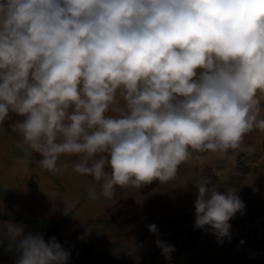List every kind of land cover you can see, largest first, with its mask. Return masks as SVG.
Returning <instances> with one entry per match:
<instances>
[{
	"label": "clouds",
	"instance_id": "9594fccd",
	"mask_svg": "<svg viewBox=\"0 0 264 264\" xmlns=\"http://www.w3.org/2000/svg\"><path fill=\"white\" fill-rule=\"evenodd\" d=\"M258 93L264 0H0V131L10 112L24 117L10 129L26 157L92 177V200L114 204L118 189L167 185L204 153L234 154L264 131ZM194 186L195 227L230 239L245 209L238 189ZM0 234L15 264L70 259L23 224H0ZM156 246L170 261L174 246Z\"/></svg>",
	"mask_w": 264,
	"mask_h": 264
},
{
	"label": "crops",
	"instance_id": "0c3cea01",
	"mask_svg": "<svg viewBox=\"0 0 264 264\" xmlns=\"http://www.w3.org/2000/svg\"><path fill=\"white\" fill-rule=\"evenodd\" d=\"M258 96L264 94L258 93ZM2 132L0 151L4 148ZM249 148L257 154L262 151L264 131L254 130L246 134L241 149ZM236 152L233 154L229 150L227 155L208 152L202 154L207 157L203 162L189 160L179 166L175 180L167 185L154 180L138 190L118 189L113 205L123 208L124 204L126 224L132 228L127 231L126 264H183L186 259L190 260L189 264H256L253 260H245L244 252L253 244L264 246V160L247 157L240 162ZM252 162L256 171H245L247 164ZM5 163V156H0V224H23L26 231L40 233L46 242L55 237L62 246L66 245L73 253L82 256L78 245L81 235L87 232V228L107 219L102 197L97 200L89 197L90 187H95L99 194V183L74 171L65 175L66 178L56 176L57 179L52 172H46L40 177L36 173L29 181L21 180L20 184H13L14 188H6ZM207 168L216 169L223 179L237 180L236 184L227 186L237 188L245 203L243 214L237 213L229 221L230 239L226 238L222 243H218L207 226L203 230L195 227L194 201L198 190L194 185L204 181L203 178L206 180L208 174H214L213 171H205ZM68 180L78 181L77 185L66 184ZM247 193L253 195L250 200L252 207L247 205ZM249 208L252 209L247 212ZM114 210L116 222L113 226L118 227V207ZM111 216L114 217L113 214ZM149 224L158 226L156 235L159 240L174 246L170 261L165 260L161 249L156 246L157 240L149 231ZM240 238L246 240L244 246L237 244ZM148 242L151 244L149 248ZM6 248L7 241L0 234V264H15L17 255ZM90 259H93L92 264H102L96 255Z\"/></svg>",
	"mask_w": 264,
	"mask_h": 264
},
{
	"label": "rangeland",
	"instance_id": "374dc122",
	"mask_svg": "<svg viewBox=\"0 0 264 264\" xmlns=\"http://www.w3.org/2000/svg\"><path fill=\"white\" fill-rule=\"evenodd\" d=\"M11 120H5L4 130L2 132L3 135V143L4 148L0 151V156H5V185L6 188H14L13 184L24 181H29L30 177L34 176L36 173L39 174H46V172H50L47 170H44L40 165L36 164L34 161L29 160L25 153L22 151L21 146L19 145L20 137L13 133L10 129V125L14 123L16 120H23L24 117H20L16 115L15 113H9ZM239 151H248L245 149H239L236 150ZM236 152V154H237ZM35 159H40L39 154H34ZM259 155V156H256ZM249 157H252L253 160L260 159L264 160V148H262V151L260 153H254L251 152V155ZM248 157V158H249ZM260 157V158H259ZM60 160L63 163L70 164L74 160V156H62ZM241 162V161H240ZM248 168H246L245 171L247 172H255L256 171V165L254 162L247 164ZM205 171H213L214 174H208L207 175V181L213 184H217L219 187L224 188L228 184L237 183V180L232 179H223L221 178V175H218L216 172V169L207 168ZM264 171V170H262ZM73 171L69 167L66 170H64L61 173L54 174L55 179L56 176L58 178L67 176L68 174H71ZM52 174V175H53ZM73 174V173H72ZM65 176V178H66ZM203 180H205L203 178ZM56 181V180H55ZM66 182V181H64ZM78 181H67V183H70L69 185L76 184ZM58 183V182H57ZM65 184V185H66ZM39 181V186H40ZM253 185V184H252ZM63 191V190H62ZM251 193V192H248ZM246 194L247 199V205L249 207H252V203L250 202L251 199H253V195ZM7 197H10L9 195H6ZM103 199V212L107 214V219L103 220L102 223H98L95 227L87 228L86 233L81 235V240L79 245L80 253L78 256L77 254L73 253V251L69 248H67L66 245L63 247L70 252V259L68 261V264H92L94 263L93 259H90L92 255H96L97 259L101 260L102 264H126V247H127V231H131V227H127V220H126V213L124 209V204L122 203L123 208L121 205H118V212L117 217L120 218L118 220V227L113 226V222H116L115 217V210L117 209L116 205L109 204L105 202ZM254 208V207H253ZM252 208L247 209L246 211H251ZM114 210V211H113ZM114 215L112 217L111 215ZM120 216V217H119ZM112 225V226H111ZM90 229V232L88 231ZM154 240H158V237L156 234H154ZM99 241V243L97 242ZM101 242V243H100ZM150 242H148L147 247L149 248ZM100 252V253H99ZM84 256V257H83ZM101 257V258H100ZM190 260L186 259L183 264H189Z\"/></svg>",
	"mask_w": 264,
	"mask_h": 264
},
{
	"label": "built area",
	"instance_id": "2783aa9c",
	"mask_svg": "<svg viewBox=\"0 0 264 264\" xmlns=\"http://www.w3.org/2000/svg\"><path fill=\"white\" fill-rule=\"evenodd\" d=\"M250 155L251 153L248 151L237 152V158L241 162ZM237 244L244 246L246 244V240L244 238H240L237 240ZM244 259L253 260L256 264H264V246L260 243L251 245L245 250Z\"/></svg>",
	"mask_w": 264,
	"mask_h": 264
}]
</instances>
